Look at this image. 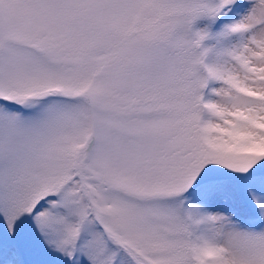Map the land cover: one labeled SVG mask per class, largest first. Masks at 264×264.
<instances>
[{"label":"snow or ice","instance_id":"obj_1","mask_svg":"<svg viewBox=\"0 0 264 264\" xmlns=\"http://www.w3.org/2000/svg\"><path fill=\"white\" fill-rule=\"evenodd\" d=\"M0 264H264V0H0Z\"/></svg>","mask_w":264,"mask_h":264}]
</instances>
